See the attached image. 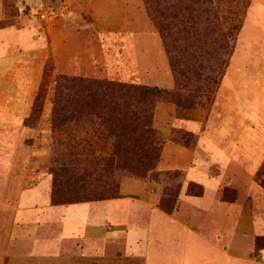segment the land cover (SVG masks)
I'll use <instances>...</instances> for the list:
<instances>
[{"label": "rangeland", "instance_id": "374dc122", "mask_svg": "<svg viewBox=\"0 0 264 264\" xmlns=\"http://www.w3.org/2000/svg\"><path fill=\"white\" fill-rule=\"evenodd\" d=\"M5 1L13 11L0 14V41L10 53L0 61L4 264H205L210 250L205 243L195 249L185 230L227 247L233 232L252 233L253 224L264 223V0ZM59 76L164 90L152 97L151 124L161 144L144 177L119 161L103 170L111 139L89 120L52 127ZM62 165L70 170L57 176L61 188L80 196L109 180L118 185L117 197L81 201L91 205L77 208L79 215L91 206L98 207L95 216L133 210L137 222L129 226L148 227L147 246L145 236L140 248L126 241L122 218L113 226L93 217L100 237L82 220L62 222L49 212L80 203L51 201ZM70 173L75 178L64 183ZM36 187L49 193L48 202H35ZM188 187L202 192L188 194ZM187 195H204L206 204L179 202ZM164 197L174 203L171 212L160 206ZM211 197L215 203L207 204ZM254 241L257 251L264 233Z\"/></svg>", "mask_w": 264, "mask_h": 264}, {"label": "trees", "instance_id": "16d2710c", "mask_svg": "<svg viewBox=\"0 0 264 264\" xmlns=\"http://www.w3.org/2000/svg\"><path fill=\"white\" fill-rule=\"evenodd\" d=\"M163 91L156 86L139 83L59 76L56 83L52 127L56 129L61 123L72 120H89L104 139H111L112 155L101 158L103 170L111 169L113 161L117 163L119 161L126 165L131 174L144 177L146 171L154 167L161 144L160 137L152 127L151 116L152 97ZM66 94L69 100H65ZM69 170L62 165L54 171L56 177L51 194V201L54 204L118 196V185L112 180L104 182L102 188L84 196H80L79 190L74 188L73 190L61 188L57 176ZM73 178L75 176L70 173L63 178L64 183L68 184ZM78 183L76 180L75 184ZM201 192V189L192 192L189 187L187 188V193L191 195H200ZM170 200L165 197L160 200V206L166 212H171L175 207Z\"/></svg>", "mask_w": 264, "mask_h": 264}, {"label": "crops", "instance_id": "0c3cea01", "mask_svg": "<svg viewBox=\"0 0 264 264\" xmlns=\"http://www.w3.org/2000/svg\"><path fill=\"white\" fill-rule=\"evenodd\" d=\"M5 2H6L5 0H0V14H3V17L6 14H10L11 10L13 11V8H11V6H9L8 3H5ZM21 2H22V5H27V4H30L32 2V0H21ZM3 30L4 29H0V31H3ZM1 50L3 52H1ZM9 59H10V53H6L3 42L0 41V61H8ZM3 73H4V71L0 70V74H3ZM190 178L193 179V177H190ZM208 188L209 187L205 186V193L208 190ZM123 191H125L124 190V184H122V186H121V192H123ZM205 193H204V195H205ZM211 193H213V191H211ZM32 194H34L36 197L35 202L38 200L40 201V199L43 200V202L49 201V193L46 194V196H45V194L41 195V193H40V191H38L37 187H36V190L34 192H32ZM203 196L187 195L185 198L180 197L179 202H185L187 204L199 207L202 204H206V202H204V201L202 202V200L200 199V198H203ZM27 198H28L27 194L23 192L22 196H21L22 201L26 202ZM123 199H126V197L122 196V197L110 199V200L106 201V203H110V202H113L115 200H123ZM212 203H215L213 197L210 198V201L207 204H212ZM84 205H91V204H87L86 202H80L77 204L53 205V206H51L49 212L51 211L53 214L60 215L62 217L61 218L62 222L63 221L69 222V221H76V220L80 221V220H82L85 222L84 224H85L86 230H90V231L93 230L94 232L98 231V233L94 234V235H97L100 237L104 236V235H102L103 234L102 227L100 224L98 225V227L97 226H91V223L94 221V219L99 220V223H104L103 225H105L106 219H109L112 222L110 225L118 226V224L122 223V222L120 223L118 218H122L123 220L128 221L126 224L124 223L126 228H129V230L126 232V235H125L126 241L129 242L133 248L134 247L140 248L142 245L140 242L141 237L145 236L146 240L143 239L142 242H144L145 246H147L149 235H150L148 232L149 231L148 227H142V226H138V227L132 226L131 227V226H129V221L133 222V224H134V221L137 222L135 215L132 213L133 210L132 211L131 210L126 211L125 213L120 211V210H116V211L113 210V212L108 213L105 216H101V215L95 216L94 215L95 213L98 214V211H96L98 207L95 206L94 209H92L93 207L91 206V211L90 210L87 212L83 211V213L81 215H79L80 210H78L77 208H83L84 209ZM220 207L223 208V207H225V205L220 204ZM214 208H216V207H214ZM60 209L62 210L61 213L59 212ZM74 210H75V212H74ZM77 210H78V213H76ZM74 213H76V215H74ZM93 217H94V219H93ZM94 223H96V222H94ZM121 225H123V224H121ZM252 229L254 231L252 233H250V232L246 233L245 231L233 232L234 234L230 235L232 242H230V244L227 247H220L218 244H216L215 241H212L211 238H208L207 236L202 235L201 233L197 232V230H195L194 232L192 230H185V233H186L187 238L190 237V238L194 239V242L196 243L195 249L197 248V245H199V244L203 245L205 243L204 246L210 250L211 255H212L211 257L213 259L211 260V258H210L209 262H207L205 264H264V246L257 247V251H256V248H255L256 246L254 245V242H255L254 237L260 236L264 233V223L253 224ZM215 232L216 231H211L209 237H211L212 235L216 236ZM191 249H193V247H191ZM208 249H206V250H208ZM0 251H2V253L5 252L3 249ZM219 255H221L223 258V259H221V262L218 260ZM4 260H5L4 256L2 258L0 257V261L2 262V264H4ZM181 264H189V263H187L185 261L184 263H181Z\"/></svg>", "mask_w": 264, "mask_h": 264}]
</instances>
